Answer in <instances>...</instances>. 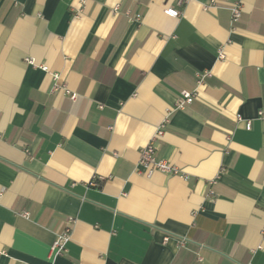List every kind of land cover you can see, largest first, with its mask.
<instances>
[{"label":"crops","instance_id":"obj_1","mask_svg":"<svg viewBox=\"0 0 264 264\" xmlns=\"http://www.w3.org/2000/svg\"><path fill=\"white\" fill-rule=\"evenodd\" d=\"M232 1L0 0V264H264V0ZM160 125L178 174L138 171Z\"/></svg>","mask_w":264,"mask_h":264},{"label":"built area","instance_id":"obj_2","mask_svg":"<svg viewBox=\"0 0 264 264\" xmlns=\"http://www.w3.org/2000/svg\"><path fill=\"white\" fill-rule=\"evenodd\" d=\"M189 0H177V5H182L187 3ZM230 12V23L233 25L236 23L242 13V0H233L228 7ZM165 12L173 17L179 15V11L174 8H166ZM138 16H136L137 18ZM223 57V50L222 48L218 51V58ZM30 61V60H28ZM206 76V74L197 75V83H200L202 79ZM54 78L57 77L56 75L53 76ZM58 86L55 85L54 89H57ZM65 89V88H64ZM66 91V89H65ZM68 93V91H66ZM75 95L70 94V98L74 99ZM195 99V93L183 90L180 92V95L177 98L175 109H184L187 105L191 104ZM166 121V120H164ZM163 125V124H162ZM162 125L156 128L151 140L140 149L139 152V160H138V171H143L145 174L149 175L154 171H160L166 174H178L179 170L176 166L171 165L166 159H158L155 157V141L161 136L162 134ZM245 128L249 130L251 128L250 120H245ZM90 184H95V180H92ZM211 193H213L211 191ZM68 221H72L70 218ZM71 235V227L69 225H65L61 231L55 234L54 239L50 245L48 255L49 258L54 259L60 255H64L66 253V245L70 241ZM167 240V236L164 237L163 241ZM183 244V242H181Z\"/></svg>","mask_w":264,"mask_h":264}]
</instances>
